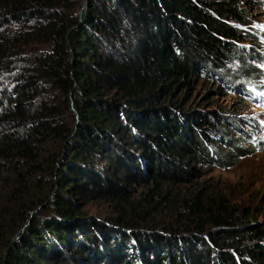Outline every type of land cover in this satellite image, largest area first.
<instances>
[{"label":"trees","instance_id":"16d2710c","mask_svg":"<svg viewBox=\"0 0 264 264\" xmlns=\"http://www.w3.org/2000/svg\"><path fill=\"white\" fill-rule=\"evenodd\" d=\"M252 24L242 0H0V264H264V209L205 179L254 150L181 98L264 85Z\"/></svg>","mask_w":264,"mask_h":264},{"label":"rangeland","instance_id":"374dc122","mask_svg":"<svg viewBox=\"0 0 264 264\" xmlns=\"http://www.w3.org/2000/svg\"><path fill=\"white\" fill-rule=\"evenodd\" d=\"M242 3L253 15V24L246 29L258 37L256 42H249L245 47L254 49L264 61V0H242ZM255 67L264 75V65ZM234 77L230 72L217 84L222 88V94H215V89L201 83L181 98L185 99V109L191 108L192 112L199 110L219 114L218 118L216 115L212 117L225 126L228 133L226 137L234 141L240 139L242 145L254 150L251 156L243 158L234 167L206 168L210 172L205 179L226 190L233 202L257 211L264 209V85L244 77L243 80ZM55 192L57 189L52 194ZM84 211L94 218L112 216L110 207L99 201L86 206L84 204ZM256 213H259L257 219L264 222V214L259 211ZM30 225L23 232L22 229L17 232L13 242L23 238Z\"/></svg>","mask_w":264,"mask_h":264},{"label":"water","instance_id":"95a60500","mask_svg":"<svg viewBox=\"0 0 264 264\" xmlns=\"http://www.w3.org/2000/svg\"><path fill=\"white\" fill-rule=\"evenodd\" d=\"M72 105H73V102H72ZM72 109L75 111L76 116H77V118H78V117H79L78 112L76 111V109H75L74 107H72ZM41 208H42V207H39L37 210H35V211L32 212L29 221H28L27 224L22 228L21 232H23V231H24V230L30 225V223H31V221H32V219H33L35 213H37L38 210H40Z\"/></svg>","mask_w":264,"mask_h":264}]
</instances>
